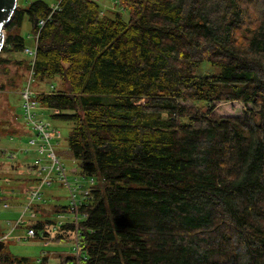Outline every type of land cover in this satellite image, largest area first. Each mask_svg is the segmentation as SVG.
<instances>
[{"label":"trees","instance_id":"16d2710c","mask_svg":"<svg viewBox=\"0 0 264 264\" xmlns=\"http://www.w3.org/2000/svg\"><path fill=\"white\" fill-rule=\"evenodd\" d=\"M115 1L17 5L0 52H24L28 18V71L59 78L34 99L71 123L68 148L93 180L78 264H264V13L244 42L245 0ZM45 222L18 226L49 234ZM0 261L30 264L5 248Z\"/></svg>","mask_w":264,"mask_h":264},{"label":"rangeland","instance_id":"374dc122","mask_svg":"<svg viewBox=\"0 0 264 264\" xmlns=\"http://www.w3.org/2000/svg\"><path fill=\"white\" fill-rule=\"evenodd\" d=\"M31 1L34 0H17V5L25 7ZM43 1L53 3V0ZM98 3L104 13L121 9L115 0H98ZM243 5L248 8L250 16L241 29L242 31L238 30L237 36L239 41L245 42L250 37L248 29L255 27L264 13V0H245ZM123 15L127 17V11H123ZM20 33L26 40V48L34 49L35 38L28 18L24 20ZM0 56L8 59V62L0 64V230L4 234L9 233V237L5 239V251L17 257H27L30 264H41L40 258L44 255L47 256L46 262L57 264V260L52 258L49 260L47 253L55 250L52 247L54 243L56 245L60 242L59 244L72 255L74 235L71 233L68 238L53 242L51 238H55L54 233L57 230L55 224H58L59 221L61 224L68 221L73 223L69 213V204L72 202L70 197L75 195L77 199L82 198V202L85 203L83 191L90 192L92 178L80 173L79 165L68 148L67 137L71 123L54 119L50 109L37 103L36 120L48 121L58 131V137L51 140L50 144L55 156L64 167L72 190L70 191L67 187L68 184L61 175H58L57 170L53 169L49 176V185H44L40 190L41 198L38 208L41 213L33 211L34 216H30V210L23 213L24 205L29 202L34 185H39V179H42L45 174L42 167L49 166L52 161L49 158L46 159L48 153L46 150L42 154L37 150L40 141L36 136V131H33L24 116L22 91L28 85L33 96L38 95L39 92L53 90L58 87L59 78L46 79L42 82L35 81L31 77V71H28V65L32 63L33 57L25 52L0 53ZM20 61L23 62L18 64ZM212 71L213 67L205 64L196 73L201 75ZM197 105L201 106L202 104ZM222 111L232 113L231 108L227 106H223ZM31 138L37 139L35 145L29 142ZM35 203L34 205H36ZM19 219H22L26 225L36 221L45 222L46 219L51 221L52 224L44 223L49 233V244L44 245L46 240L41 238L45 230H39L38 236L26 238L28 227L26 225L18 226Z\"/></svg>","mask_w":264,"mask_h":264},{"label":"built area","instance_id":"2783aa9c","mask_svg":"<svg viewBox=\"0 0 264 264\" xmlns=\"http://www.w3.org/2000/svg\"><path fill=\"white\" fill-rule=\"evenodd\" d=\"M56 7H57V5L53 6V9H55ZM39 24L43 25L44 20H41L39 22ZM24 52L27 54H30L33 57V59L31 60V62H33L34 56H35V48L34 49L25 48ZM31 77H32V71H31ZM22 98L24 99V103H23L24 116L27 119V121L29 122V124L31 125V128L33 129V131H36V133H37L36 136L40 141V146L37 148V150L40 154H42L46 150L48 152L46 154V159L49 158L52 161V164L50 162L49 166H45L44 168L42 167L43 171L45 170L44 171L45 174L42 177V179H39L40 184L34 185V188L32 189V192L30 194L31 197L29 198V202H27L23 208V213H25L26 210H30V208L32 207V205H34L35 202L39 203V199L41 198L40 190L44 185H49V176H51V172L53 169H56L58 175H61L62 179H64L66 181V183L68 184L67 187L69 189L72 187L66 178V175H65L66 172L64 170V167L62 166V164L58 160V158L55 156L54 151L52 150V147L50 144L51 140L58 137V135H59L58 131L50 124V122L41 121V120L37 121L36 120L35 115H36L37 102L34 99L32 91H30V89H29V85L27 87H25V89L22 91ZM29 142L31 144L35 145L37 143V139L31 138ZM38 162H40V161H38ZM90 182L92 184L93 180L91 179ZM75 189L77 190L76 187H75ZM71 190L72 189H70V191ZM83 192H84L83 198H85L87 200L90 192L87 190H84ZM70 198H71L72 202L69 204V213L71 214L73 223L75 225V229L73 230L74 237H73V242H72V244H73L72 256H74L75 264H78L79 258L81 255V252H80V236L78 233V225H79L80 219H82V217L84 218L85 215L80 213V207L83 204L82 198L77 199L75 197V195H72ZM31 215L34 216L35 213L31 211L30 216ZM21 223H23V221H22V219H19L17 224H21ZM35 236H38V233L36 232V230L32 227L28 228L26 238L35 237ZM8 237H9V233L4 234L2 237H0V239L5 240ZM18 238H20V237H18ZM41 238L43 240H46L47 242H48V240H50L48 234H45L44 232H43Z\"/></svg>","mask_w":264,"mask_h":264},{"label":"water","instance_id":"95a60500","mask_svg":"<svg viewBox=\"0 0 264 264\" xmlns=\"http://www.w3.org/2000/svg\"><path fill=\"white\" fill-rule=\"evenodd\" d=\"M17 7V0H0V52L5 44V27L10 22ZM5 248V241L0 239V255ZM1 264V261H0Z\"/></svg>","mask_w":264,"mask_h":264},{"label":"crops","instance_id":"0c3cea01","mask_svg":"<svg viewBox=\"0 0 264 264\" xmlns=\"http://www.w3.org/2000/svg\"><path fill=\"white\" fill-rule=\"evenodd\" d=\"M51 111H52V113H54L53 110H51ZM60 224H61V221H59L58 224H55V225H57L56 227H58ZM18 237L19 236H17V238ZM51 239H53L52 241L54 242L55 238L52 237ZM59 243L60 242H58V244H56V245L54 243V246H52V247H54L55 250H53V251L51 250L50 252L47 253L49 255V260H50V258L55 259V260H57V264L61 263L62 257L68 256L69 254L71 255V253L68 250H65V248H63V246H61V244H59ZM48 244H49L48 242H46V241L44 242V245L47 246ZM51 245H53V243H51ZM51 245H49V246H51ZM40 260H43V262H45V264H50V262L49 263L46 262L47 261L46 255H44L42 258H40Z\"/></svg>","mask_w":264,"mask_h":264},{"label":"bare ground","instance_id":"6f19581e","mask_svg":"<svg viewBox=\"0 0 264 264\" xmlns=\"http://www.w3.org/2000/svg\"><path fill=\"white\" fill-rule=\"evenodd\" d=\"M93 184V183H92ZM92 184H91V186H92Z\"/></svg>","mask_w":264,"mask_h":264}]
</instances>
